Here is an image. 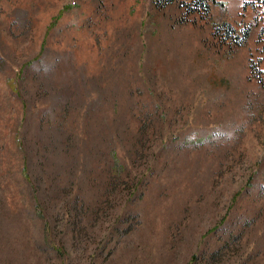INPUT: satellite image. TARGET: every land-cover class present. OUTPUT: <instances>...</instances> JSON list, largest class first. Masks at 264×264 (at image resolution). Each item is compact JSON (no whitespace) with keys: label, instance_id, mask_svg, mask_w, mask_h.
Masks as SVG:
<instances>
[{"label":"rangeland","instance_id":"1","mask_svg":"<svg viewBox=\"0 0 264 264\" xmlns=\"http://www.w3.org/2000/svg\"><path fill=\"white\" fill-rule=\"evenodd\" d=\"M0 264H264V0H0Z\"/></svg>","mask_w":264,"mask_h":264},{"label":"trees","instance_id":"2","mask_svg":"<svg viewBox=\"0 0 264 264\" xmlns=\"http://www.w3.org/2000/svg\"><path fill=\"white\" fill-rule=\"evenodd\" d=\"M171 1H172V0H166V2H168V3L171 2Z\"/></svg>","mask_w":264,"mask_h":264}]
</instances>
